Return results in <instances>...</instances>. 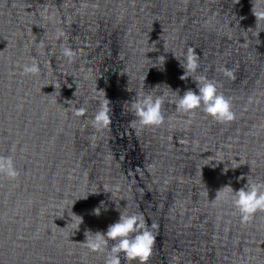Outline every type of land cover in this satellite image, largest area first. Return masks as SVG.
<instances>
[{
  "label": "water",
  "instance_id": "1",
  "mask_svg": "<svg viewBox=\"0 0 264 264\" xmlns=\"http://www.w3.org/2000/svg\"><path fill=\"white\" fill-rule=\"evenodd\" d=\"M254 2L264 10V0H0V155L15 146L20 172L0 176V264H104L82 243L118 220L116 205L157 225L149 264H264V213L241 223L226 194L213 203L249 175L264 181V18ZM65 44L72 63L60 56ZM190 47L236 119L166 103L171 127L132 128L123 103L144 82L169 98L163 85L195 89L179 78ZM33 58L40 74L23 75ZM105 97L113 119L97 131ZM101 201L108 211L93 215Z\"/></svg>",
  "mask_w": 264,
  "mask_h": 264
},
{
  "label": "clouds",
  "instance_id": "2",
  "mask_svg": "<svg viewBox=\"0 0 264 264\" xmlns=\"http://www.w3.org/2000/svg\"><path fill=\"white\" fill-rule=\"evenodd\" d=\"M253 12L257 18H264V10L258 11L255 2ZM64 35L62 31L58 30L56 38L60 39ZM76 55V51L71 46L66 44L61 46L60 56L69 63L74 61ZM180 65L184 69V73L179 78L182 81L191 78L196 85L195 89H186L181 95L179 89L173 90L170 86L163 85L171 89L173 93L174 98H169L167 91L156 93V90L162 87L161 85L146 89L144 82L142 89L137 91L130 100L123 103V112L130 111L133 116V119L129 121L132 128L139 131L145 128L162 127L166 123L171 127L173 118H166L164 114L166 103L173 104L176 113L189 117L202 111L211 119L223 124L233 122L236 119L231 98L220 91L221 84L219 81L199 74L200 56L194 48L188 49ZM217 71L226 78H235L234 71L226 67H218ZM40 72L41 66L35 58L31 63L23 65V75L37 76ZM99 91L104 92L103 90ZM110 105L111 102L106 97L100 100L91 120L93 128L97 131L110 127L113 119V109ZM86 112L87 108L81 107L74 112V115L84 116ZM11 152L13 155H0V176L15 180L20 175L14 159L15 146L12 147ZM239 179L243 180L245 177L241 175ZM117 191H119L118 185L114 186L110 193ZM222 193L231 200L232 206L240 216L241 223L249 222L257 213H264V181L257 182L249 175L247 183L239 190H234L230 185L219 190L213 203L220 199ZM127 207L126 205L124 208L127 209ZM101 209L108 211L104 201H101L92 210V214L100 216ZM119 209L120 205H116L115 210L119 212V218L115 223L110 224L106 231L86 230L85 241L82 244L92 252L103 253L104 264H149L157 244L155 233L157 225L149 224L142 212L129 213ZM73 217L78 219H73ZM71 219L72 223H78L79 227L83 223V218L73 213Z\"/></svg>",
  "mask_w": 264,
  "mask_h": 264
}]
</instances>
